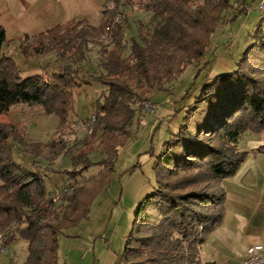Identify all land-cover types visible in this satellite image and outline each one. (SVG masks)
<instances>
[{
  "label": "trees",
  "instance_id": "1",
  "mask_svg": "<svg viewBox=\"0 0 264 264\" xmlns=\"http://www.w3.org/2000/svg\"><path fill=\"white\" fill-rule=\"evenodd\" d=\"M232 0H111L97 26L87 21L57 25L36 36H22L18 50L25 60L55 55L57 70L23 79L22 70L2 53L7 43L0 27V116L11 107L39 106L58 126L70 121L86 127L69 145L60 131L51 144L32 142L24 125L0 122V249L26 243L23 264H57L59 236L89 213L114 170L119 148L148 102L146 92H162L189 66L208 53L211 39ZM150 15L135 35L125 10ZM238 15H245L242 8ZM252 32V44L236 69L204 82L187 106L182 123L155 156V188L134 211L126 244L116 264H203L200 249L223 220L225 194L220 182L244 162L240 137L264 134V12ZM120 22H116V18ZM236 18L234 14L230 21ZM97 48V70L86 79L82 63ZM83 75V74H82ZM95 88L92 114L77 120L76 99L82 87ZM151 103V102H148ZM73 128V127H72ZM74 135L76 133L72 131ZM30 155L29 167L12 150ZM96 146L100 158L91 160ZM264 149V148H263ZM67 157L70 169H54ZM98 172L88 179L83 174ZM63 175L64 191L51 196L48 174Z\"/></svg>",
  "mask_w": 264,
  "mask_h": 264
},
{
  "label": "rangeland",
  "instance_id": "2",
  "mask_svg": "<svg viewBox=\"0 0 264 264\" xmlns=\"http://www.w3.org/2000/svg\"><path fill=\"white\" fill-rule=\"evenodd\" d=\"M85 1H88L91 9L95 7V13L85 9L79 11V14L83 16L94 14L95 19L91 20V23L97 26L102 19L103 7L105 5L109 7L111 0ZM259 2L260 0H232V8L224 14L223 22L212 36L208 53L199 64L187 67L176 80L167 84L162 92H148L145 88L138 90L146 92L148 102L154 106V111L149 113L143 111L137 115L130 129L129 139L117 152L114 170L108 178L107 185L95 196L87 217L81 219L76 226L62 231L59 236L57 264H116L131 231L136 207L156 186L153 170L155 156L169 134L175 133L181 125L187 106L197 94L196 89L207 80L236 69L242 53L252 44V32L262 16L257 9ZM244 7L247 8V13L238 15ZM133 10L134 12L126 9L124 12L131 25V33L135 35L138 24L146 25V28L150 26V15L136 8ZM234 14L236 18L230 21ZM14 35L9 28V37H15ZM96 50L95 46H91V53L82 63L83 69L80 72L82 80L86 79L89 72L97 70ZM17 56L19 54L13 56L14 59ZM14 61L22 70L23 79L31 75H40L41 70L38 72L36 70L41 64L40 61L25 59ZM96 96L94 87L88 85L82 87V92L76 99L78 121L89 119ZM0 122L24 125L29 140L42 144L56 141L57 138L53 136L60 131L61 136L72 145L74 138L80 139L86 132V127L81 122L73 124L70 121L67 127L60 128L55 116L43 115L39 106L28 107L23 104L11 107L7 114L0 116ZM93 148L90 158L96 162L100 158L99 149L96 146ZM263 148L264 134L247 131L240 137L237 149L246 153V157L233 176L220 182L224 194L227 191L230 194L236 191L235 184L252 177V170L257 172V167L264 168ZM12 154L15 161L28 167L29 160L33 161L30 155L21 153L16 146L13 147ZM53 168L70 169L68 158L60 157ZM98 170L97 167L91 168L83 174V178L92 177ZM253 177L257 179V174ZM49 178L47 189L51 196L54 197L65 190L63 175L50 173ZM231 197L230 195L229 198ZM26 256V243L21 240L11 245L5 252H0V260L6 264L8 261H11V264H23Z\"/></svg>",
  "mask_w": 264,
  "mask_h": 264
},
{
  "label": "crops",
  "instance_id": "3",
  "mask_svg": "<svg viewBox=\"0 0 264 264\" xmlns=\"http://www.w3.org/2000/svg\"><path fill=\"white\" fill-rule=\"evenodd\" d=\"M87 3L85 0H0V27L4 28L7 38L2 53L13 61H22L24 58L18 50L22 36H36L71 21H87L92 25L94 14H79L85 9L95 13V7L91 9ZM9 28L15 37H9ZM17 54L19 56L14 59ZM36 61L41 63L36 68L37 72L41 70L40 75L57 70L58 62L53 54ZM31 162L29 160L28 164ZM252 173V177L235 184L236 191L225 192L222 223L210 233L200 249L203 264H241L249 247L264 246V168L259 166L257 172L252 170ZM0 264L6 262L0 260Z\"/></svg>",
  "mask_w": 264,
  "mask_h": 264
},
{
  "label": "built area",
  "instance_id": "4",
  "mask_svg": "<svg viewBox=\"0 0 264 264\" xmlns=\"http://www.w3.org/2000/svg\"><path fill=\"white\" fill-rule=\"evenodd\" d=\"M257 9L259 12H264V0H260ZM115 21L119 23L120 18L117 17ZM143 107L148 113L154 111V106L151 103L147 102ZM0 252H2L1 249ZM241 264H264V246L258 245L249 247Z\"/></svg>",
  "mask_w": 264,
  "mask_h": 264
}]
</instances>
